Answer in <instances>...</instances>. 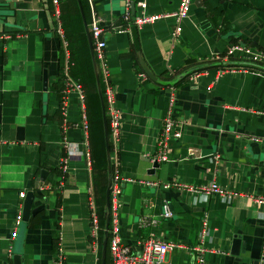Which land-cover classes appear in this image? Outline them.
I'll use <instances>...</instances> for the list:
<instances>
[{"label": "crops", "instance_id": "0c3cea01", "mask_svg": "<svg viewBox=\"0 0 264 264\" xmlns=\"http://www.w3.org/2000/svg\"><path fill=\"white\" fill-rule=\"evenodd\" d=\"M59 1L0 0V264L16 256L19 264H51L58 232L63 264H101L105 208H97L93 185L100 162L94 69L101 95L110 89L119 115L117 136L108 133L110 171L131 180L120 186L121 242L154 237L175 244L156 264H191L200 245L203 264L261 263L264 206L254 198L264 196V75L238 55L210 56L234 42L264 53V0H192L177 38L170 17L137 27L121 15L127 9L130 19L138 16L139 3L143 14H169L178 0H78L79 6L73 0L78 16ZM79 7L87 23L93 12L102 29L106 82L92 67ZM60 32L73 58L67 78L81 93L63 92ZM168 88L181 133L149 174ZM209 183L231 196L198 191ZM28 192L29 210L41 209L23 221ZM163 205L170 218L160 217ZM103 255L108 264L107 238Z\"/></svg>", "mask_w": 264, "mask_h": 264}, {"label": "built area", "instance_id": "2783aa9c", "mask_svg": "<svg viewBox=\"0 0 264 264\" xmlns=\"http://www.w3.org/2000/svg\"><path fill=\"white\" fill-rule=\"evenodd\" d=\"M54 6L58 5V0H50ZM192 0H178L177 6L175 10L169 14H143V9L145 7L144 3H139V7L141 8V12L138 16H134L131 19L129 18V13L126 10L121 15L122 20L129 21L135 26H141L145 23H150L157 20L160 17H170L174 22V27L171 32L172 38H177L180 32L179 22L181 19L185 18L191 4ZM57 14V11H56ZM90 18L87 23V28L89 32V37L92 44V51L95 63L98 66V73L101 76L102 82L107 81V74L105 68L104 61V47L105 43L102 38V29L99 25L98 19L93 12H90ZM59 24V22H58ZM60 38L63 42L64 49V64L62 66V76L64 79V88L63 92H66L68 89L72 88L77 90L79 93L80 86L77 83L71 82L67 78V72L72 62L70 60L69 51L67 48V44L62 37L60 32ZM234 55H238L240 57L245 58L252 65L250 68L255 73L260 75H264V69L262 67H257L260 65L264 66V53L250 50L248 45L241 42H234L229 44L227 48L221 53H214L210 56V61H219L221 58H234ZM229 67L228 69H230ZM169 95L167 97V109L166 113L162 118L161 128L158 133L157 143H156V157L155 160H163L165 159L166 150H167V142L171 139H177L180 137V127L173 119V105L175 103L174 92L172 88H168ZM82 99V97H81ZM103 101L105 105V113L107 119V128L109 135L116 137L119 123V115L118 110L114 106V99L110 89L105 90L103 94ZM60 111L64 116L65 109L63 101H61ZM85 128V140L87 138L86 127ZM64 161L60 162L58 168L60 172L63 173L64 170ZM61 173V174H62ZM63 175V174H62ZM110 187H109V208H108V228H107V253H108V264H156L160 261L161 256L170 248H172L175 244L164 242L158 238L154 237H146L139 238L132 244H125L121 242L118 234V216L117 211L120 204V186L123 181L129 182L130 179L122 178L118 170H113L111 172L110 177ZM149 184V183H145ZM198 191L208 194V195H216L224 198H229L231 196V192L219 187L215 183H209L206 186L199 188ZM24 196L23 192H19L18 197L22 198ZM254 202L256 204H260L264 206V196L254 198ZM171 212L167 208L166 205H163L162 210L160 212V217L166 219L171 217ZM91 227L89 232V237L91 239V243L93 247L96 248V239H97V222L94 212H91ZM20 217H17L14 220L16 226L19 225ZM155 220H151V223H154ZM207 216L204 214L200 220V232L199 239L201 241L202 236L205 233L207 228ZM60 232H58L56 236V252L52 259L51 264H63V252L60 245ZM205 249L200 246H195L192 248V262L191 264H203L204 257L203 254ZM260 262H264V257L260 258Z\"/></svg>", "mask_w": 264, "mask_h": 264}, {"label": "water", "instance_id": "95a60500", "mask_svg": "<svg viewBox=\"0 0 264 264\" xmlns=\"http://www.w3.org/2000/svg\"><path fill=\"white\" fill-rule=\"evenodd\" d=\"M76 1H77L78 6H79L78 0H76ZM79 12H80V16H81V20H82V24H83L84 33L86 35V41L88 44V49H89V53H90V57H91L92 67L95 68V60H94L93 51H92V44H91V40L89 37L88 28H87L85 19L82 15V11L80 10V7H79ZM94 80H95L96 93H97L99 107H100L102 138H103V147H104V153H105L106 174H107V182H106V188H105V192H104L105 222H104V229H103V243H102V254H101V264H103V261H104L103 251H104V246H105V242H106V238H107V228H108L109 187H110L111 171H110V159H109V155H108L109 141H108V133H107L105 107H104L103 98H102V95L100 92L99 77H98L97 71L95 69H94ZM157 167H158L157 161L153 160L151 168H150L148 173L152 174L154 169ZM27 185H28L27 187H30L29 181H27ZM31 198H32V194L30 192H28V194L26 195V197L23 201V206H22L21 219L23 221H26L30 214L41 209V207H39V208L36 207V208L29 210V202L31 201ZM13 264H19V260H18L17 256L14 258ZM253 264H264V262H261V263L254 262Z\"/></svg>", "mask_w": 264, "mask_h": 264}, {"label": "trees", "instance_id": "16d2710c", "mask_svg": "<svg viewBox=\"0 0 264 264\" xmlns=\"http://www.w3.org/2000/svg\"><path fill=\"white\" fill-rule=\"evenodd\" d=\"M82 6V5H81ZM83 7V6H82ZM63 14H61V16H62ZM85 21H86V23H87V19L85 18ZM89 21V20H88ZM134 25V24H133ZM69 53H70V57H71V59H73L72 58V54H71V52L69 51ZM60 75L62 76V71H60ZM99 77V76H98ZM99 79H100V77H99ZM61 81H62V78L60 79ZM100 86H101V83H100ZM94 100H95V105H96V107H97V112H98V115H97V117H98V122H99V140H98V144H97V149H98V151H99V153L101 154V160H100V162H101V166H102V163H103V167L105 168L106 167V162H105V154H104V147H103V138H102V126H101V116H100V107H99V102H98V97H97V95H95L94 97ZM94 107V106H93ZM100 162H99V164H98V166L97 167H94V169H95V171H94V176H93V185H94V187H95V189L96 190H99L98 191V194H99V199H98V201L96 202L97 203V208H102V207H105L104 206V198H103V196H104V183L102 182V180L104 179V178H106V169L103 171V177H101L100 176V173H98V171H97V169H99V165H100ZM104 181V180H103ZM96 208V209H97ZM99 217H100V214H99ZM100 222L102 223V221H101V218H100Z\"/></svg>", "mask_w": 264, "mask_h": 264}, {"label": "rangeland", "instance_id": "374dc122", "mask_svg": "<svg viewBox=\"0 0 264 264\" xmlns=\"http://www.w3.org/2000/svg\"><path fill=\"white\" fill-rule=\"evenodd\" d=\"M67 1V5L68 6H65V7H63V6H61V4L60 3H62L63 2V0H60L59 1V4H60V8L62 9V7L63 8H65V9H70L71 8V12L73 11V13L74 14H76L77 16H78V12H77V8H76V4L73 2V0H66ZM64 21V20H63ZM64 24H65V22H63ZM89 33V32H88ZM93 106H94V119L96 120V135H97V138H98V140H99V122H98V117H97V115H98V112H97V107H96V105H95V100H94V98H93ZM101 160V154L99 153V161ZM106 169V167L104 168L103 167V163H102V166H101V162H100V165H99V171H98V173H100V176L101 177H103V171ZM104 180V181H103ZM102 180V182L104 183V189H105V181H106V179L104 178Z\"/></svg>", "mask_w": 264, "mask_h": 264}, {"label": "clouds", "instance_id": "9594fccd", "mask_svg": "<svg viewBox=\"0 0 264 264\" xmlns=\"http://www.w3.org/2000/svg\"><path fill=\"white\" fill-rule=\"evenodd\" d=\"M102 98H103V96H102ZM104 102V101H103ZM104 107H105V105H104ZM105 115H106V113H105ZM106 123H107V119H106ZM107 131H108V128H107ZM108 133V132H107ZM105 208V207H104Z\"/></svg>", "mask_w": 264, "mask_h": 264}]
</instances>
